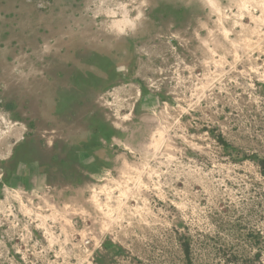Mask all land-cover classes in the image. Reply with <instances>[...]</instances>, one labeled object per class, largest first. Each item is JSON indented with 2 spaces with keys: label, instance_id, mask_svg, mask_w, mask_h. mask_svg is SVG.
<instances>
[{
  "label": "rangeland",
  "instance_id": "obj_1",
  "mask_svg": "<svg viewBox=\"0 0 264 264\" xmlns=\"http://www.w3.org/2000/svg\"><path fill=\"white\" fill-rule=\"evenodd\" d=\"M2 130L0 264H264V0H0Z\"/></svg>",
  "mask_w": 264,
  "mask_h": 264
},
{
  "label": "bare ground",
  "instance_id": "obj_2",
  "mask_svg": "<svg viewBox=\"0 0 264 264\" xmlns=\"http://www.w3.org/2000/svg\"><path fill=\"white\" fill-rule=\"evenodd\" d=\"M208 2L210 3V2H212V0H208ZM131 21H134L135 22V20L134 19H132ZM131 21L130 20H128V21H124L125 22V24H127V25H129L130 23H131ZM118 24H115L114 25V27H116ZM124 26H118L116 29L117 30H113L112 32H114V33H117V34H122L123 32V29H120V28H123ZM132 27V26H131ZM114 33H112V34H114ZM115 35V34H114ZM7 131L8 130H2L1 132H0V134H1V136L3 137L4 135H6V133H7ZM17 192V191H16ZM18 193V192H17Z\"/></svg>",
  "mask_w": 264,
  "mask_h": 264
},
{
  "label": "trees",
  "instance_id": "obj_3",
  "mask_svg": "<svg viewBox=\"0 0 264 264\" xmlns=\"http://www.w3.org/2000/svg\"><path fill=\"white\" fill-rule=\"evenodd\" d=\"M261 171L262 174L264 175V160L261 161Z\"/></svg>",
  "mask_w": 264,
  "mask_h": 264
}]
</instances>
